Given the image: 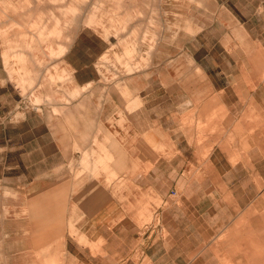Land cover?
Segmentation results:
<instances>
[{
	"label": "crops",
	"instance_id": "obj_1",
	"mask_svg": "<svg viewBox=\"0 0 264 264\" xmlns=\"http://www.w3.org/2000/svg\"><path fill=\"white\" fill-rule=\"evenodd\" d=\"M240 1L216 0L223 7V14L216 19L219 44H210L212 28L205 15L195 35L201 33L202 44L177 52L174 63L165 68L170 70L168 80L161 65L152 69L150 78L125 77L129 92L139 93L144 108L125 111L128 122L123 127L110 130L108 119L116 117L109 112L108 99L102 101L100 115L92 109L86 112L85 117L93 119L89 127L74 126V143L66 140L60 127L52 128L45 116L29 114L20 125L0 121V264H259L258 244L264 246V61L242 55L258 50L264 53V46L243 48L222 43L223 37H232L233 27L247 30L251 17H242ZM256 5L264 6V0ZM222 26L226 28L223 31ZM89 35L86 44L81 43L83 37L74 41L63 56L78 84L97 81L93 64L102 46L98 35ZM168 86L173 93L169 94ZM8 87L0 45V115L9 103ZM97 96L92 95L91 101L99 104ZM168 98L175 107L170 116L162 104ZM213 112L224 131L217 135V145L200 158L206 142L202 148L192 144L194 127L179 125V119L193 115L204 122ZM78 117L80 112L75 111L73 118ZM169 118L170 127L166 123ZM98 119L112 134L123 135L122 148L129 159L123 165H138V180L152 174L157 178L164 164L170 168L171 184L177 187L178 179L185 181L179 195H169L171 203L161 209V215L170 231L185 230L183 234L189 237H177L173 242L169 232V237L158 242L145 227L140 232L142 218L137 212L127 205L111 206L108 192L93 186L84 193L71 188L72 176L66 166L72 156L78 157V151L72 149L82 147L78 140L85 132L91 143ZM209 126H203V132L210 143ZM145 132L153 135L155 143L171 133L167 149L176 160L145 153L150 148L138 137ZM51 163L63 166V171L58 188L50 190L44 187L51 178L43 167ZM35 166H41L38 174L33 172ZM137 179L127 175V180ZM148 193L145 185L135 192L142 198ZM223 234L224 239H219ZM226 245L234 248L228 250Z\"/></svg>",
	"mask_w": 264,
	"mask_h": 264
},
{
	"label": "rangeland",
	"instance_id": "obj_2",
	"mask_svg": "<svg viewBox=\"0 0 264 264\" xmlns=\"http://www.w3.org/2000/svg\"><path fill=\"white\" fill-rule=\"evenodd\" d=\"M240 2L243 8L242 17H251L246 25L247 30L242 26L233 27L232 37H226L228 41L223 37L222 43H236L243 48L260 47L261 49L264 46V6L257 7L256 3H259L260 0H253V3H245L244 0ZM69 3H73L77 7L74 16L62 14L63 8ZM256 9L257 12L253 11ZM252 12L255 13L254 16H250ZM221 13L223 14V7L217 4L216 0H0L1 51L3 53L7 50L10 53L8 66L12 69V76L9 77L4 67L11 96L8 99L9 103L0 115V121L4 124L20 125L29 114L45 116L46 122H49L52 128L60 127V130L65 132L63 135L66 140H71V143H74V135L71 133L74 131V126L80 123L83 127H89L91 125L89 120L93 123V119L85 117L86 112L92 109L97 115L98 112L100 115L102 101L108 99V104L110 102L111 107L109 112H114V117H116L110 116L108 119L109 124H107L111 126L110 130L114 127H123L128 122L124 116L125 111H141L144 108L143 99L139 93L131 95L129 92L124 81L125 77L134 74L139 75L142 80L144 77L150 78L152 69L156 65H161L164 68L165 78L168 80L170 78L168 69L174 63V58L178 56L177 52H185L191 44L195 46L202 44L201 33L195 35L202 27V19L205 18V15L209 17L210 28H212L210 44L216 46L219 44L217 36L220 28L218 27L219 20L216 19H219ZM39 15H41L39 26L46 29L54 25L55 17L59 18L61 29L59 37H50L42 41L34 37L33 34L37 31L32 29L30 24ZM225 29L222 26L221 30ZM213 31H215L214 34ZM90 32L98 35L99 45L102 46L93 64L97 81L87 82L89 85L78 84L73 78L72 70L63 61V56L67 51L60 57H49L47 46L52 44L56 47L58 42H65L69 49L74 41L80 42L82 37L81 43L86 44L91 37ZM23 34H26L25 39L28 42L30 38H34L35 48L33 50L30 51L17 45L16 41L23 39ZM158 48H161L159 54ZM127 50L129 53L126 52ZM259 51L261 50L242 56H253L255 61H264V53ZM17 52H23L26 56L24 67L17 60ZM189 60L192 61V59ZM167 67L169 68L165 69ZM24 70L26 74L27 72L28 75L30 74V78L22 79L24 80L23 84L20 82V74ZM166 70L168 71L166 72ZM50 73H60V77L51 82ZM79 86L84 89L77 95L72 94L71 91L75 88L79 89ZM170 87H167L169 94L173 93L171 90H174ZM95 93L100 99L99 104L91 101V96H95ZM172 101L168 98L162 103L163 111L168 116L175 108ZM75 111L76 113L80 112V117L76 119L73 118ZM215 113H211V116L204 122L193 115L191 117L183 116L184 118L179 119V125L189 124L194 127L196 133L194 134L195 141L192 144H197L202 148L203 143L206 142L207 146L201 150L200 158L206 157L210 149L217 145L219 139L217 135L224 131V127L218 125ZM166 123L170 127V118L166 119ZM207 123L210 125V143L208 135L203 132V126ZM110 130L99 119L97 120V134L93 136L90 143L94 148L90 147L89 134L85 132L80 135L78 142L82 143V147L76 146L72 149L78 151V157L75 159L72 156L66 166V172L72 176L71 188L77 187L84 193L86 189L93 186L100 192H108L110 197L112 196V199H108L111 202L110 205H127V209L137 212L139 218H142L140 232L143 233V227H145L146 233L153 232L151 237H156L158 242L169 237V232L173 242L177 237L179 239L188 236L183 234L186 233L185 230L170 231L165 226L161 215V209L171 203L169 195L174 196L176 193L179 195L185 181L178 179L177 187L171 184L170 168L164 164L160 176L157 175L156 178L152 174L144 181H141V178L139 181L137 179L139 166L136 164L130 167L123 165V162L128 159L122 148L123 135L112 134ZM139 136L143 139L141 141L151 149L145 150L149 156L176 160L172 156V151L167 149L170 147L169 142L173 136L171 133L163 134L161 143H155L153 135L147 132L141 133ZM50 161L52 160L50 159ZM32 168L36 174L41 170V166ZM43 168H48L46 176L51 178L47 184H44V187H48L50 190L58 188L59 174L63 171V166H53L51 163L48 167ZM145 170L148 172L149 168L145 167ZM127 175H132L137 180H127ZM139 185H145L149 190L145 198L135 194ZM102 195L101 201L104 202L106 193ZM128 195L133 196L128 197ZM239 221L242 220L238 219ZM224 237L225 234L221 235L219 239H224ZM195 245L197 246V244ZM169 246L167 243L165 248L168 249ZM201 248V246L196 248V251ZM228 248L234 247L226 245V249ZM258 258L259 264H264V246L258 247Z\"/></svg>",
	"mask_w": 264,
	"mask_h": 264
},
{
	"label": "bare ground",
	"instance_id": "obj_3",
	"mask_svg": "<svg viewBox=\"0 0 264 264\" xmlns=\"http://www.w3.org/2000/svg\"><path fill=\"white\" fill-rule=\"evenodd\" d=\"M56 1V0H55ZM95 7V6H94ZM77 7H75V5L73 3H69V4H66L65 8H63L62 10V14L63 15H73L75 13V10H76ZM96 9V8H95ZM4 12V11H3ZM74 16V15H73ZM72 16V17H73ZM95 16V15H94ZM39 21H41V15L37 16V19L36 20H33L30 24L31 28L34 29L36 32H34V37L38 38L39 41H42V40H47L49 39L50 37H59L60 34H61V29L59 27V24H60V20L58 17H55V23L54 25L51 27V28H41L39 26ZM87 23V22H86ZM90 23V22H89ZM187 23V22H185ZM17 25H19V23H17ZM23 27V26H22ZM186 27V26H185ZM122 28V27H121ZM188 28V27H187ZM187 28H186V31H187ZM20 30V29H19ZM118 31V30H117ZM21 34V33H20ZM23 39H20V41H16L17 42V45L20 46V47H23L25 49H28V50H33L35 48V43H34V38H30V41L28 42L25 38H26V34H23L22 36ZM125 45V44H124ZM135 45V43H134ZM48 56L49 57H60L62 56L68 49V46L65 42H58L57 46L54 47L52 44H49L48 46ZM16 48V47H15ZM18 48V47H17ZM134 48V46H133ZM12 50V49H11ZM130 51V50H129ZM134 51V50H133ZM128 52V50L126 51ZM129 53V52H128ZM114 55V54H113ZM9 56H10V53L5 50L3 53H2V59H3V63H4V67L7 71V74L8 76H12L11 75V72H12V69L9 68ZM115 56V55H114ZM125 56V55H124ZM16 57H17V60L18 62L22 65V67H24V63L26 61V56L23 52H17L16 54ZM129 57V56H128ZM116 59L119 60V58L116 57ZM104 60V59H103ZM118 63V61H117ZM146 63V62H145ZM121 65V64H120ZM129 70H132V69H129ZM128 70V71H129ZM29 73H30V70H28ZM26 71L24 70L23 72H21L20 74V82H22L24 84V80L22 79H28L30 78V74L28 75V72L27 74L25 73ZM131 72V71H130ZM36 74V73H35ZM60 77V73H50L49 75V78L51 80V82L53 81V79L55 78H58ZM32 78V77H31ZM27 83V82H26ZM23 87V85H21ZM113 88V87H112ZM84 87H82L80 90L76 89L75 92H74V95H77L79 93V91L83 90ZM120 95V93H119ZM101 148V147H100ZM91 153V152H90ZM93 154V153H92ZM104 154V153H102ZM104 156V155H103ZM98 158V157H97ZM96 158V159H97ZM100 158V157H99ZM106 158H108V155H106ZM111 159V158H109ZM70 226H73V225H70ZM69 227V226H68ZM70 228V227H69ZM80 239V238H79ZM258 246H261L260 244H258ZM262 247V246H261ZM240 260L237 259V263L239 262ZM241 264V263H240Z\"/></svg>",
	"mask_w": 264,
	"mask_h": 264
},
{
	"label": "built area",
	"instance_id": "obj_4",
	"mask_svg": "<svg viewBox=\"0 0 264 264\" xmlns=\"http://www.w3.org/2000/svg\"><path fill=\"white\" fill-rule=\"evenodd\" d=\"M13 116H14V115H13ZM11 117H12V116H11ZM11 117H10V118H11Z\"/></svg>",
	"mask_w": 264,
	"mask_h": 264
}]
</instances>
